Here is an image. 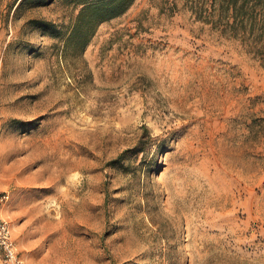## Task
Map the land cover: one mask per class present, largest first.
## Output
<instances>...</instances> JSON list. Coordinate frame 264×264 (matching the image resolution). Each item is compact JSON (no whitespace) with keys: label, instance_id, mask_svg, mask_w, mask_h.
Masks as SVG:
<instances>
[{"label":"rangeland","instance_id":"rangeland-1","mask_svg":"<svg viewBox=\"0 0 264 264\" xmlns=\"http://www.w3.org/2000/svg\"><path fill=\"white\" fill-rule=\"evenodd\" d=\"M18 2L0 0V215L24 263L264 264L259 60L189 0H132L81 51L77 8Z\"/></svg>","mask_w":264,"mask_h":264},{"label":"trees","instance_id":"trees-1","mask_svg":"<svg viewBox=\"0 0 264 264\" xmlns=\"http://www.w3.org/2000/svg\"><path fill=\"white\" fill-rule=\"evenodd\" d=\"M27 1L33 5L49 0H19L17 9ZM77 13L71 23L69 39L81 51L96 25L122 13L132 0H66ZM188 8L196 19L209 24L220 34L233 38L245 46L247 52L264 66V0H189ZM42 31H56L55 24L34 19Z\"/></svg>","mask_w":264,"mask_h":264},{"label":"built area","instance_id":"built-area-1","mask_svg":"<svg viewBox=\"0 0 264 264\" xmlns=\"http://www.w3.org/2000/svg\"><path fill=\"white\" fill-rule=\"evenodd\" d=\"M8 193L0 190V206L8 199ZM0 255L3 264H25L11 233V223L7 217L0 215Z\"/></svg>","mask_w":264,"mask_h":264}]
</instances>
